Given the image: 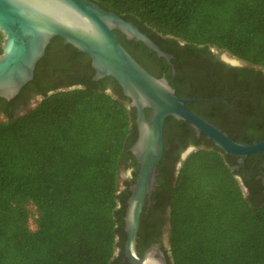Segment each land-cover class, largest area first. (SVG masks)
Here are the masks:
<instances>
[{"label": "trees", "instance_id": "trees-1", "mask_svg": "<svg viewBox=\"0 0 264 264\" xmlns=\"http://www.w3.org/2000/svg\"><path fill=\"white\" fill-rule=\"evenodd\" d=\"M92 1L153 39L166 36L196 49L217 47L264 68V0ZM2 42L0 32V54ZM54 44L59 47L57 68L86 56L60 37L51 41L46 55ZM46 55L14 99L0 98L8 109L26 100ZM87 67L94 74L90 58ZM109 82L116 88L113 93ZM81 86L51 94L49 88L33 109L0 123V264L120 260L116 250L124 249L127 239L130 187L139 171L130 151L138 137L136 109L112 77L95 82L91 76ZM170 86L177 88L171 81ZM176 94L182 97L181 89ZM187 106L194 112V104ZM195 135L188 122L166 120V150L150 212L165 216L158 222L169 228L170 264H264V182L253 190V180L244 179L250 190L246 194L234 170L238 157L224 153L204 134L206 145L192 152L174 175L175 141L184 149ZM130 167L135 168L133 177L120 190L121 170ZM146 209L139 234L148 228Z\"/></svg>", "mask_w": 264, "mask_h": 264}, {"label": "water", "instance_id": "water-1", "mask_svg": "<svg viewBox=\"0 0 264 264\" xmlns=\"http://www.w3.org/2000/svg\"><path fill=\"white\" fill-rule=\"evenodd\" d=\"M115 29L142 40L158 54L169 58L139 27L92 0H0V32L3 34L0 98L14 99L34 78L38 62L56 37L91 58L94 81L112 77L130 99L129 107L136 109L139 130L131 148L139 171L136 182L130 187L125 217L126 256L131 264H166L165 254L157 246L147 250L142 258L137 253L141 216L157 186V168L166 149V120L173 117L188 122L224 153L239 157L241 162L244 158L264 154V140L239 143L193 112L188 103L206 100L177 96L166 79L153 76L133 58L120 43ZM146 109L150 110L148 118ZM242 186L246 191L243 183ZM153 249L158 250V258Z\"/></svg>", "mask_w": 264, "mask_h": 264}, {"label": "flooded vegetation", "instance_id": "flooded-vegetation-1", "mask_svg": "<svg viewBox=\"0 0 264 264\" xmlns=\"http://www.w3.org/2000/svg\"><path fill=\"white\" fill-rule=\"evenodd\" d=\"M140 31L146 34L160 51L167 54L169 58L158 54L156 50L149 47L142 40L130 38L127 33L118 29L114 30L124 48L150 74L166 79L169 84L170 81L174 83L177 87L175 91L181 89L182 98L206 100L204 102H190L194 104L193 109L196 114L220 128L235 141L264 140L263 67L243 62L217 47L190 48L181 40L171 41L166 36H162L160 40H157L141 29ZM58 50L57 44L52 45L49 54L46 55V60L41 66V76L37 79L34 87L27 91L26 100L17 102L15 106L9 109L4 102L0 101V118L8 121L11 117L15 118L30 111L43 99V92L49 88L53 89L52 91L49 90V94H51L63 88L82 87L81 85L91 76L94 81L95 69L92 66V60L91 66L94 74L87 67L88 58H90L87 54L86 56H79V61L74 65L57 68L60 60ZM53 68H56V70L51 71ZM169 77H171V80H169ZM106 86L110 93L116 90L110 82ZM187 95L192 98L187 97ZM7 101L9 102V100ZM149 115L150 112L148 115L146 113L147 118ZM170 126L174 128V125ZM135 133L139 136L137 117ZM195 134V138L189 140L184 149H181L175 141L174 147L176 146V148L174 150L177 151H175L174 156L172 154L173 158L170 161V166L173 163L174 175L179 173L183 163L192 152L206 145L204 136L197 131H195ZM131 163L132 159L128 161V164ZM242 168L244 169L243 173H241ZM128 169L131 171V175L127 180L130 181L135 168L130 167ZM263 169V154L251 159L249 157L244 158L243 162L238 157L234 165V170L243 185L244 179L249 182L253 180V190L258 189L264 182ZM245 192L250 194L248 188ZM151 202L150 198L145 211L148 228L139 234L137 253L142 258L147 250L157 246L165 254L166 264H170L168 256L169 228L166 223L159 224L158 222V218L162 217L163 219L165 217L162 212H150ZM152 237L155 238L154 241L150 240ZM125 245L126 242L124 249L118 247L116 250V259H120L118 264H131L126 256ZM153 250L155 257L158 258V250Z\"/></svg>", "mask_w": 264, "mask_h": 264}, {"label": "rangeland", "instance_id": "rangeland-1", "mask_svg": "<svg viewBox=\"0 0 264 264\" xmlns=\"http://www.w3.org/2000/svg\"><path fill=\"white\" fill-rule=\"evenodd\" d=\"M3 122H5L4 118H0V123H3ZM130 175H131V171L128 168H123L121 170V173L119 176L120 190L124 188L125 181L128 179V177H130Z\"/></svg>", "mask_w": 264, "mask_h": 264}]
</instances>
